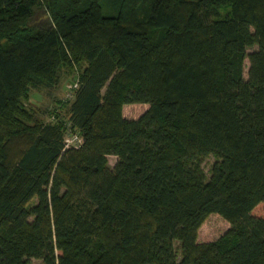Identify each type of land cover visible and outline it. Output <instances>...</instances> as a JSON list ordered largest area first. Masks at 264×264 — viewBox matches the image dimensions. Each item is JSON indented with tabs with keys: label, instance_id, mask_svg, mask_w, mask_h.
Wrapping results in <instances>:
<instances>
[{
	"label": "trees",
	"instance_id": "1",
	"mask_svg": "<svg viewBox=\"0 0 264 264\" xmlns=\"http://www.w3.org/2000/svg\"><path fill=\"white\" fill-rule=\"evenodd\" d=\"M120 2L0 0V264H264V0Z\"/></svg>",
	"mask_w": 264,
	"mask_h": 264
},
{
	"label": "rangeland",
	"instance_id": "2",
	"mask_svg": "<svg viewBox=\"0 0 264 264\" xmlns=\"http://www.w3.org/2000/svg\"><path fill=\"white\" fill-rule=\"evenodd\" d=\"M120 0H103L104 10L106 13L117 14L120 6ZM256 46L248 47L247 52L256 49ZM249 62L246 58L244 60V77H247ZM81 68L74 66L72 70L62 69L60 73L59 82L52 87H36L30 88L27 94L22 98V106L30 114L42 118L44 121H51L55 112L62 117L67 118L68 114L63 105L72 100L76 87L78 86L79 73ZM60 102V103H59ZM148 108L147 104H126L123 107V115L128 118H137ZM55 111V112H54ZM50 112V113H49ZM54 114H53V113ZM51 114V115H50ZM67 144H74L77 142V133L68 131L65 135ZM215 158L212 155L207 156L203 162L202 167L206 175L210 176L211 166ZM116 157L110 155L108 162L111 166L114 165ZM36 199L33 198L30 204H34ZM229 226V223L224 220L219 214L211 213L206 221L202 224V231L211 234L217 238L224 233ZM177 250V256L180 258L181 250L180 243L174 242ZM27 264H42V260L30 258Z\"/></svg>",
	"mask_w": 264,
	"mask_h": 264
}]
</instances>
